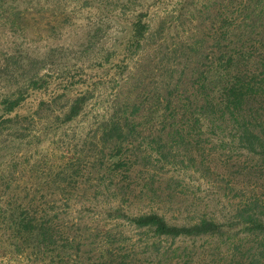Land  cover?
Here are the masks:
<instances>
[{
  "label": "trees",
  "instance_id": "trees-1",
  "mask_svg": "<svg viewBox=\"0 0 264 264\" xmlns=\"http://www.w3.org/2000/svg\"><path fill=\"white\" fill-rule=\"evenodd\" d=\"M214 1L217 10L199 15L195 8L185 9L194 28L173 47L184 51L177 78L147 90L141 102L116 97L98 124L96 154L90 148L76 163L56 169L53 178L38 170L46 191L27 192L0 210V229L17 250L54 264L75 259L81 264H264V198L257 194L264 183V0ZM150 29L146 13L130 18L124 57L138 55ZM45 62H14L20 81L8 86L11 92L0 102V127L20 123L16 111L29 93L48 89L51 78L41 73ZM168 70L173 74L174 66ZM68 87L53 124L59 128L80 118L93 97L90 81ZM58 99L40 102L38 111ZM180 146L189 151L185 158L191 168L209 161L227 170L236 166L232 173L246 179L249 192L220 218L188 217L175 224L155 210L131 213L132 198L155 193L153 187L166 182L159 169L162 163L172 165L170 157ZM100 166L114 186L101 192L106 203L101 211L109 222L79 228L59 212L69 208L73 195L90 182L91 169ZM119 223L132 228L136 238L126 236Z\"/></svg>",
  "mask_w": 264,
  "mask_h": 264
},
{
  "label": "rangeland",
  "instance_id": "rangeland-1",
  "mask_svg": "<svg viewBox=\"0 0 264 264\" xmlns=\"http://www.w3.org/2000/svg\"><path fill=\"white\" fill-rule=\"evenodd\" d=\"M187 7L195 8L199 15L217 10L219 4L214 0H0V102L11 92L8 86L20 81L19 73L14 72L15 61L22 65L45 60L41 73L47 72L51 78L47 90L30 92L17 109L20 123L0 127V210L13 198L19 202L27 192L34 196L46 191L38 182L39 173L53 178L56 169L67 167L70 160L76 163L90 148L89 152L96 154L93 144L98 124L116 97L141 102L147 90H154L171 76L178 77L185 63L184 51L177 47L173 52V47L192 35L194 28L185 15ZM139 12L146 13L151 34L138 55L126 58L122 49L129 20ZM172 66L173 74L168 70ZM89 81L93 97L80 118L60 128L53 125L65 104L68 85ZM52 96L59 99L38 111L40 102ZM29 114L33 119H24ZM144 141L149 144L148 138ZM184 148L172 153V165L162 163L159 170L166 174V182L156 184L155 193L142 192L129 201L131 213L155 210L175 224L188 217L220 218L249 192L246 179L232 173L236 166L227 170L223 164L209 161L191 168L185 158L189 151ZM107 176L101 166L91 169L90 182L73 195L66 211L59 212L61 218L79 228L107 224L101 211L106 206L101 192L114 188ZM48 188L52 190L54 185ZM257 194L264 198V183L259 182ZM118 225L126 236L136 238L132 228ZM80 262L75 259L69 264ZM0 264L54 263L17 250L0 229Z\"/></svg>",
  "mask_w": 264,
  "mask_h": 264
}]
</instances>
